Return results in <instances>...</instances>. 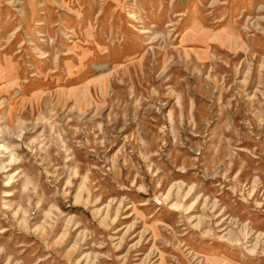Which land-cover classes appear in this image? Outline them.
Listing matches in <instances>:
<instances>
[{
    "label": "rangeland",
    "instance_id": "1",
    "mask_svg": "<svg viewBox=\"0 0 264 264\" xmlns=\"http://www.w3.org/2000/svg\"><path fill=\"white\" fill-rule=\"evenodd\" d=\"M0 264H264V0H0Z\"/></svg>",
    "mask_w": 264,
    "mask_h": 264
}]
</instances>
